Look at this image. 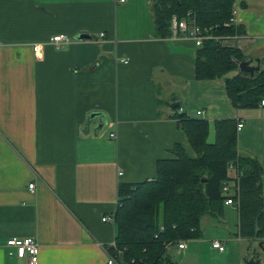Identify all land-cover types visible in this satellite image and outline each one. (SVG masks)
I'll list each match as a JSON object with an SVG mask.
<instances>
[{"label": "crops", "instance_id": "0c3cea01", "mask_svg": "<svg viewBox=\"0 0 264 264\" xmlns=\"http://www.w3.org/2000/svg\"><path fill=\"white\" fill-rule=\"evenodd\" d=\"M155 1L0 0V264H30L11 238H34L39 264H106L119 186L155 178L176 144L193 153L174 104L210 125L243 122L238 149L264 167V106L237 109L225 79L197 80L195 42L156 37ZM235 12L243 33L224 46L264 71V0ZM92 113L103 123L89 131Z\"/></svg>", "mask_w": 264, "mask_h": 264}, {"label": "trees", "instance_id": "16d2710c", "mask_svg": "<svg viewBox=\"0 0 264 264\" xmlns=\"http://www.w3.org/2000/svg\"><path fill=\"white\" fill-rule=\"evenodd\" d=\"M236 1L157 0L151 7L156 37H172L175 16L193 18L205 35L222 41L242 34L243 29L233 21ZM244 61L238 48L226 47L215 38L206 39L195 54L196 79H225L227 95L235 108H257L264 101V71L251 77L239 69ZM231 73L236 75L229 77ZM180 107L173 105L174 117L195 156L176 144L170 151L171 158L158 161L155 178L119 186L114 214L116 246L107 247L119 264H174L169 248L201 239V219L205 215L222 216L228 198L238 202V237L257 241L264 250V167L239 151L237 120L216 121V141L210 143V123L177 113ZM225 184L239 187L240 195L225 194Z\"/></svg>", "mask_w": 264, "mask_h": 264}, {"label": "rangeland", "instance_id": "374dc122", "mask_svg": "<svg viewBox=\"0 0 264 264\" xmlns=\"http://www.w3.org/2000/svg\"><path fill=\"white\" fill-rule=\"evenodd\" d=\"M234 74V73H233ZM108 130V128H107ZM109 132V130H108ZM208 141H216L215 127L211 125ZM195 156L194 153L190 154ZM203 217L201 230L203 237L196 241H187V251H179L177 247H170L168 255L174 264H247L257 251L264 264V250L255 241L238 237L239 214L236 207H225L219 218L205 219ZM221 241L226 252L213 251L210 241ZM255 256V255H254ZM115 261H119L115 258ZM119 264V262H118ZM122 264V262H121Z\"/></svg>", "mask_w": 264, "mask_h": 264}, {"label": "built area", "instance_id": "2783aa9c", "mask_svg": "<svg viewBox=\"0 0 264 264\" xmlns=\"http://www.w3.org/2000/svg\"><path fill=\"white\" fill-rule=\"evenodd\" d=\"M236 15V12L234 13ZM235 21V17L233 19ZM171 31H172V37L179 38L180 35H183L187 38L192 39L196 46L199 47L203 44V41L206 39L215 38L218 40L222 45H224V41H222L221 38L212 36L210 34L205 35L201 28L197 25L195 20L193 18L189 19H179L178 17H173L171 22ZM101 37H104V34H101ZM69 38L65 35H58L54 36L52 38V44L56 46L57 49H61L64 45L69 43ZM33 50L35 55H37V58H40L39 55L41 53V47L39 45L33 46ZM123 63L127 64L128 60H122ZM260 106H264V101L261 102ZM177 113H184V108L180 107L177 111ZM203 112L199 111L198 114L201 115ZM244 124L243 122H239L237 126V130H241L243 128ZM111 138L115 139L117 138L116 133H112ZM233 168L232 166H230ZM36 188V185L34 183L29 184V189L31 191H34ZM223 191L225 194L228 195H240V189L232 188L231 185L225 184ZM225 205L227 206H233L237 207L238 202L235 201L233 198H228L225 200ZM104 222H110L115 225V216L111 215L108 217L103 218ZM8 246L13 250L11 252V255L17 256L18 258H28L30 264H39V255H40V246L38 242L34 238H11L7 242ZM112 246H116L114 243ZM179 251H184L187 249V244L185 241H182L177 244L176 246ZM213 248L218 250L220 253H224L226 251L224 245L221 241H214L213 242ZM106 264H118L117 261H115V258L113 256H109L107 259Z\"/></svg>", "mask_w": 264, "mask_h": 264}, {"label": "water", "instance_id": "95a60500", "mask_svg": "<svg viewBox=\"0 0 264 264\" xmlns=\"http://www.w3.org/2000/svg\"><path fill=\"white\" fill-rule=\"evenodd\" d=\"M79 40H90L91 36L89 35H81L78 38ZM239 69L241 72L244 73H248L251 75V77H253L255 75L256 72H259L261 70L260 67V62L257 61V65H253L251 61H244L242 63L239 64ZM94 121H98L99 126L102 125V121H103V116H101L98 113H92L90 116L87 117V127L88 129L90 128V126L92 125V123ZM90 131V129H89ZM203 182H205V180H203ZM262 245H260L261 247ZM255 256H253V258L247 262V264H260V259L258 258V256L256 255V253H254Z\"/></svg>", "mask_w": 264, "mask_h": 264}]
</instances>
